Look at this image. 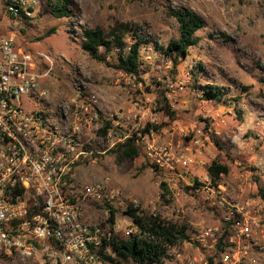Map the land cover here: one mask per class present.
Segmentation results:
<instances>
[{
	"label": "rangeland",
	"instance_id": "obj_1",
	"mask_svg": "<svg viewBox=\"0 0 264 264\" xmlns=\"http://www.w3.org/2000/svg\"><path fill=\"white\" fill-rule=\"evenodd\" d=\"M35 1L32 17L18 29L0 16V35L12 33L16 46L35 59L37 72H48L41 83L49 109L54 112L78 94L94 95L102 114L130 116L112 132V139H92L86 148L95 152L93 160L75 170L81 187L104 185L112 194L111 199L85 200L83 220L92 226L104 222L103 206L108 204L116 211L114 232L125 237L132 223L124 211L137 204L141 212L188 229L189 239L168 251L162 264H208V258H217V245L203 248L197 235L203 228H221L218 200L263 201L258 192L264 193V0H69L71 16L64 19L49 15L47 0ZM180 9L200 16L205 27L195 34L198 45L174 67L158 48L178 39L177 24L168 11ZM116 23L136 28L145 43L139 49L138 78L92 59L81 49L82 30L108 31ZM51 30L54 33L45 37ZM125 43H131L129 37ZM115 54L101 51L108 64L114 63ZM39 55L47 56L52 65L42 63ZM204 86L221 88L222 98L205 101ZM163 97L173 118L158 111ZM146 124L158 131L140 134L137 158L118 161L110 152L117 138L137 135ZM148 145L186 156L189 165L185 169L175 165L176 174L159 171L147 157ZM212 162L226 166L228 174L219 178L220 188L213 194L195 192L194 180L213 185L206 173ZM161 184L169 191L163 198ZM255 240L251 253L258 264H264V228ZM38 263L37 257L22 261L0 255V264Z\"/></svg>",
	"mask_w": 264,
	"mask_h": 264
},
{
	"label": "built area",
	"instance_id": "obj_2",
	"mask_svg": "<svg viewBox=\"0 0 264 264\" xmlns=\"http://www.w3.org/2000/svg\"><path fill=\"white\" fill-rule=\"evenodd\" d=\"M36 5L35 0H0L1 19L18 29L32 17ZM38 59L52 65L45 55ZM47 74L37 72L35 59L16 46L12 33L0 35V255L22 261L37 257L38 264H109L97 255L103 242L110 241L106 219L97 225L87 224L82 204L111 199L112 194L104 185L81 187L75 170L93 160L95 152L86 148L92 139H112V132L130 116L120 112L104 115L96 96L79 94L52 112L41 83ZM105 123L110 128L101 136L99 130ZM140 134L120 135L117 143L134 138L139 145ZM193 145L198 148L197 156L201 155L199 142ZM146 152L159 171L176 174L175 165L185 169L190 162L186 156L172 155L167 147L148 145ZM218 188L204 183L193 190L213 194ZM218 208L221 228H203L197 235L203 248L220 245L213 264H258L251 249L264 228V202L220 198ZM105 215L108 217L107 211ZM133 233L132 225L124 234L129 237Z\"/></svg>",
	"mask_w": 264,
	"mask_h": 264
},
{
	"label": "trees",
	"instance_id": "obj_3",
	"mask_svg": "<svg viewBox=\"0 0 264 264\" xmlns=\"http://www.w3.org/2000/svg\"><path fill=\"white\" fill-rule=\"evenodd\" d=\"M49 15L54 19H64L71 16L69 10V0H47ZM168 15L172 17L178 27V39L169 41L165 48H158L161 54L171 60L174 67L177 65L179 58H185L188 50L198 45L199 39L195 34L205 27L204 20L187 9L178 11H168ZM51 30L46 33L45 37L53 34ZM125 37H129L131 43H125ZM81 49L92 59L112 67L130 77H139L140 56L139 49L145 44L138 35V30L126 23H116L110 27L108 31L101 28L84 29L81 32ZM101 51L105 55L116 53L113 64H108L101 56ZM264 83V79L261 80ZM201 93L205 101H219L222 96V89L216 86H204ZM159 112H163L166 116L173 118L174 112L170 109L166 98H162L159 102ZM110 128L108 123L99 130V135L105 136ZM158 128L152 124H146L141 131L142 135L157 132ZM135 137V135H134ZM116 156L118 161L133 160L138 157L139 149L135 144L134 138H127L122 143L115 145L110 151ZM207 176L213 186H217V181L221 176L228 174V168L212 162L206 168ZM195 186H200L194 180ZM161 190L164 195H168L169 191L165 184H161ZM259 196L264 201V193L259 190ZM108 213L106 223L109 226L110 241L103 242L101 249L97 255L109 264H162L167 251L177 246L189 238L187 236L188 229L185 226H178L165 222L159 216H152L139 211L138 208L132 206L127 207L124 211L134 228V233L129 237H122L114 232L116 211L108 204L103 206ZM108 249L109 254L105 255L104 251ZM220 245H217L218 253ZM208 258L207 263L213 264L214 259Z\"/></svg>",
	"mask_w": 264,
	"mask_h": 264
}]
</instances>
